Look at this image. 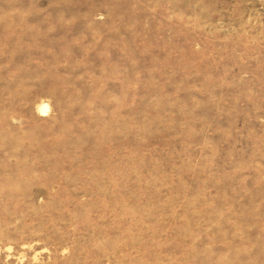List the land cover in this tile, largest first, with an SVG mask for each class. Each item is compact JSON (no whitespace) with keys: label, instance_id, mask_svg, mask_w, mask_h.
Returning a JSON list of instances; mask_svg holds the SVG:
<instances>
[{"label":"rangeland","instance_id":"obj_1","mask_svg":"<svg viewBox=\"0 0 264 264\" xmlns=\"http://www.w3.org/2000/svg\"><path fill=\"white\" fill-rule=\"evenodd\" d=\"M0 264H264V0H0Z\"/></svg>","mask_w":264,"mask_h":264}]
</instances>
